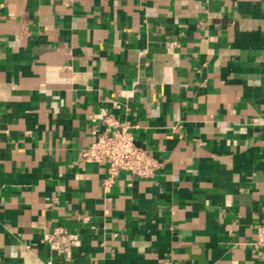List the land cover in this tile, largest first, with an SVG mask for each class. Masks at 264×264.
<instances>
[{
    "label": "crops",
    "instance_id": "obj_1",
    "mask_svg": "<svg viewBox=\"0 0 264 264\" xmlns=\"http://www.w3.org/2000/svg\"><path fill=\"white\" fill-rule=\"evenodd\" d=\"M103 114L151 177L80 157ZM260 224L264 0H0V264H264Z\"/></svg>",
    "mask_w": 264,
    "mask_h": 264
},
{
    "label": "built area",
    "instance_id": "obj_2",
    "mask_svg": "<svg viewBox=\"0 0 264 264\" xmlns=\"http://www.w3.org/2000/svg\"><path fill=\"white\" fill-rule=\"evenodd\" d=\"M110 126L93 142L83 147L80 157L83 160L97 163H106L110 180L121 171H127L137 177H151L157 167L158 161L145 149L136 145L133 136L124 126H115L108 116L101 117ZM256 244L264 254V225L256 226ZM51 248L64 252L70 245L77 242L74 234L63 227H56L46 235Z\"/></svg>",
    "mask_w": 264,
    "mask_h": 264
}]
</instances>
